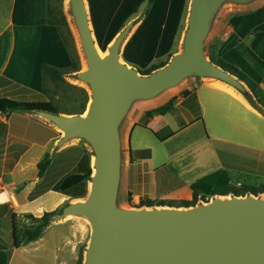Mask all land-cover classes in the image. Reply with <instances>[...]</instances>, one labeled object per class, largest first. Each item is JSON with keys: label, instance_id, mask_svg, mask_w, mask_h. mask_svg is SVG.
I'll return each instance as SVG.
<instances>
[{"label": "water", "instance_id": "95a60500", "mask_svg": "<svg viewBox=\"0 0 264 264\" xmlns=\"http://www.w3.org/2000/svg\"><path fill=\"white\" fill-rule=\"evenodd\" d=\"M260 1L190 0L180 50L164 66L141 74L121 58V48L139 17L124 25L103 54L86 0H66L84 60V69L71 76L87 85L90 98L81 114L37 109L29 113L61 133L54 151L82 141L92 153L86 196L64 204L49 220V225L69 217L87 221L90 235L82 264H264V196L217 195L188 207H124L119 202L124 128L139 105L189 81L208 80L232 88L261 110L247 85L214 63L206 49L227 6L246 8Z\"/></svg>", "mask_w": 264, "mask_h": 264}, {"label": "rangeland", "instance_id": "374dc122", "mask_svg": "<svg viewBox=\"0 0 264 264\" xmlns=\"http://www.w3.org/2000/svg\"><path fill=\"white\" fill-rule=\"evenodd\" d=\"M86 2L88 10H90V23L96 44L104 54L124 25L120 29L118 26L113 28V26L107 24L106 16H100V3L105 4L106 0L102 2L100 0H86ZM117 2L118 0H116ZM189 3L190 0H153L149 6L148 0H130L123 12L129 6H132L130 8L134 11L126 12L125 20L127 18L129 20L135 12L139 16L143 15V20L138 32L128 44L123 56L125 63L136 66L138 70H144L151 63L166 59L169 55L171 56L179 51L181 39L187 26ZM261 7H264V0L244 9L227 6L220 14L214 30L207 40L206 49L208 50V47L213 44L216 48V56L223 57L225 52L223 50H226V48L225 46L222 47L221 35L225 37L230 33L229 26L233 27L236 32H244L248 23L250 26L253 25L255 31H259V36L254 42L240 47V51H238V57H240L236 59L234 65L240 69L245 66L250 70H259V65L264 66V33L259 28V21L255 23L257 16L254 12ZM63 10L70 21L80 52L76 33L67 12L66 0L63 2ZM135 18H132V20ZM224 33L227 34L224 35ZM128 38L129 35L124 43L127 42ZM250 41L252 40L250 39ZM245 42H248V39ZM218 47L219 51H217ZM253 53L259 55L260 63L256 56H252ZM80 55V70H83L84 60L81 52ZM65 78L68 82L84 87L88 91L87 85L76 82L71 74ZM195 83L199 82L189 81L167 93L159 100L140 105L134 110L124 130L125 162L119 198L122 206L135 207L141 201L148 199L173 201L174 204H177L180 200L190 199L193 190L191 184L209 174L211 175L207 182L214 184L220 178L219 173H213L218 168L228 171V175L231 177L229 181L232 185L240 186L246 183L258 186L264 183V118H257L251 114L248 115V118L230 116V113L237 112L235 106L224 100L215 101L211 97L209 98L213 100L207 99L204 96V89L200 94L201 106L200 104L199 106L205 130L202 121L199 123L194 122V117L199 112L197 107L192 112H187L188 108L180 105L181 111L187 112L186 114L168 113L160 116L157 120L145 116L146 111L164 104L173 96H181L186 87L193 86ZM244 118L247 120H244ZM137 121L138 126L134 127L130 134L131 127ZM245 123H249L247 127H244ZM252 124H254L253 128ZM171 133H174V135L163 142L158 140L155 135L166 136ZM207 133L213 136L209 140H207ZM129 134L132 150L142 148L147 149L150 153V157L144 163L145 175L140 173L141 170L137 168L136 164L132 165L128 158L127 139ZM52 146V142L46 147L35 145L25 155L17 171L18 189L13 190L16 192L22 191V188L26 189L28 184L37 179V162L43 158L45 153H51L54 147ZM64 147L85 149L89 153L91 167L92 153L82 141H74ZM1 151L0 149V154ZM55 167L57 172L62 174L63 167L61 165ZM54 169H51L50 175L55 173ZM149 169L155 170V173ZM257 170L259 173H256ZM65 172L64 174H69L73 172V168ZM89 182L85 181L82 185L71 189L70 192L77 195L78 199L84 198L87 194L86 189ZM129 193L131 194L130 201L128 200ZM260 196H264V193ZM200 202H205V200H199L198 203ZM73 219L78 220L83 225L84 233L78 246V256L80 250H82L83 258L89 240L90 228L84 218L76 217ZM6 222L2 221L1 223L4 233L5 228L8 231L11 228L9 218ZM33 225L29 218L20 217L17 221L19 236L23 227Z\"/></svg>", "mask_w": 264, "mask_h": 264}, {"label": "crops", "instance_id": "0c3cea01", "mask_svg": "<svg viewBox=\"0 0 264 264\" xmlns=\"http://www.w3.org/2000/svg\"><path fill=\"white\" fill-rule=\"evenodd\" d=\"M102 1L105 0H100V2ZM129 2L130 0H118L117 3L116 0H106L105 4L100 3V16H106L108 21L107 24H110L113 28L118 26L120 29L122 25H126L128 21L132 20V18L139 17V20L129 33L127 42L124 43V46L121 48V58L123 61V56L125 55L128 44L138 32L143 20V15L139 16L136 12L129 20L128 18L125 20L126 12L134 11L130 8L132 6H129L123 12V9ZM47 10L48 0H0V97H10L15 99L30 98L33 95L38 94L42 89V64H49L59 68H66L71 65V58L60 32L55 26L47 24ZM257 21H259L260 24L259 28H261L262 33H264V22L258 17L255 20V23ZM242 22L244 23V21ZM228 28H230V33L228 35H226L227 33H224V35H226L225 37L221 35L220 41L222 47L225 46L226 48V50H223V52L225 51L223 58L234 64L236 59L240 57H238L240 47H243L244 44L254 42L259 36V31H255L253 25L250 26L248 23L244 32H236L231 26ZM246 39H248V42H245ZM250 39L252 41H250ZM217 51H219V47ZM252 56H256L260 63L259 55L253 53ZM258 67L259 70H250V68H246L245 66L242 69L249 77L258 83L256 92L259 96L264 97V66L259 65ZM198 82L199 83H195V85L184 89V92L189 93L187 96L183 95L184 92L181 96H173L176 97L175 108L170 113L176 112L179 114H186L187 112H192V110L197 107L199 108V112L195 115L194 122L199 123L202 121L203 123V118L200 115V94L202 89H204V96L207 99H210L209 97H211L215 101L224 100L230 105L235 106L237 112L230 113V116H244L248 118V115L251 114L257 118H264V108L260 104L261 110L252 107L233 89L216 81L200 80ZM180 105H184L188 108V111H181ZM21 115L35 118L53 127L43 119L31 115L29 112L21 113ZM160 116L163 115L155 114L151 117H146L151 118L152 120H157ZM246 118H244V120H247ZM248 124L249 123H245L244 127H247ZM9 126L10 122L7 118V114L5 112L0 113V149L2 150L0 154V195L2 194L5 197V199H0V249H8L12 247V229L10 228V231H8V229L5 228L4 233L3 228L1 227L2 221L6 222L8 218L12 224V213L17 215V220H19L20 217H23L24 214L33 215L32 220H35L41 217L44 212L54 211L62 207L64 204L78 199L77 195H73L70 192L71 189L67 192L54 190L55 185H57L66 174H62L59 177L54 176L55 178L52 179L49 177V172L54 164H56V159L60 154L74 148L62 147L54 151L56 142L60 138L61 133L53 127L60 133V136L48 140L45 144H40L35 140H25V138H23L24 136L10 133ZM136 126H138V121L131 127L130 134ZM203 127L205 130L204 123ZM253 127L254 124H252V128ZM130 134L127 139V147L128 149H131V154L136 150H141L143 152V157L141 159H136L135 162H130L132 165L136 164L137 168L140 167V170L142 171L141 173L145 175L146 169L144 168V163L146 159L150 157V153L147 149L142 148L132 150L130 146ZM155 135L158 140L163 142L172 137L174 133L166 136ZM15 137L20 142L29 141L30 144L20 155L13 168L6 172L4 171L6 154L8 152V147L14 144L12 138ZM210 137L212 138L213 136L207 133V140H209ZM51 142L54 146H52L53 149L51 153H49L51 155V164L48 166L43 176L40 177L38 175L39 160L37 162V179L31 184H28L26 189L22 188V191L16 192L13 190L18 189L19 182L16 180L17 171L25 155L35 145L46 147ZM131 154L129 155L128 153L129 160ZM58 164H63V161H58ZM149 170L152 172L155 171L152 169ZM74 171H76V168H73V172ZM256 173H259V171L257 170ZM83 183L84 182L80 185ZM88 189L89 184L86 189L87 192ZM73 218L76 217H69L60 222L48 225L36 239L23 240L20 246L13 249L8 264H74L78 258V246L82 241L84 232L83 225ZM32 220L30 219V222Z\"/></svg>", "mask_w": 264, "mask_h": 264}, {"label": "trees", "instance_id": "16d2710c", "mask_svg": "<svg viewBox=\"0 0 264 264\" xmlns=\"http://www.w3.org/2000/svg\"><path fill=\"white\" fill-rule=\"evenodd\" d=\"M63 2L64 0H48L47 24L55 26L60 32V35L62 36L70 55L71 65L66 68H59L49 64H42V89L38 94H35L30 98L15 99L10 97H0V113L5 112L7 114V118L10 122V133L24 136L23 138H25V140H35L40 144H45L52 138H58L60 133L57 132L53 127L35 118L25 117L21 115V113H27L37 109L69 115L81 114L85 111L86 105L90 98L88 91L84 87L72 84L65 78L67 75L77 72L81 69V55L77 47L73 30L70 26V21L63 10ZM152 2L153 0H148V5L150 6ZM254 14L264 22V7L255 10ZM207 55L214 63L242 80L253 93L259 104L264 108V97H261L257 94L256 90L258 83L255 80L249 77L242 69L230 63L223 57H217L215 45L211 44L208 47ZM169 58L170 55L166 59H161L157 62L151 63L146 69L139 70V72L141 74H150L152 71L164 66ZM188 94L189 93L187 92L183 93L184 96H187ZM175 102L176 97H173L166 103L146 111L145 114L148 117H151L155 114L165 115L174 110ZM15 138H12L14 144L8 147V152L6 154L4 162V171L6 172L13 168L20 155L28 148L30 144L29 141L20 142L17 140V138ZM142 157L143 152L141 150H136L131 154L130 161L135 162L136 159H141ZM58 161H63V164H58ZM50 164L51 155L46 153L44 157L38 162V175L40 177L43 176ZM57 165H61L63 167L62 174L66 173L65 171L72 168H76V171L66 174L59 181V183L55 185L54 190L67 192L68 190L80 185L82 182L90 180L92 168L90 167L89 153L83 148L74 147L60 154V156L56 159V164L53 166V168H55V173L50 175L51 170L49 172V177L51 179L57 177V175L60 174L57 172V168L55 167ZM138 168L140 170V167ZM213 173L220 174V178L214 184L207 182L211 174L191 184L193 190L190 199L180 200L177 202V204H174L173 201H155L148 199L141 201L135 207H188L197 204L199 200H205L206 202L209 200V198L215 197L217 195H246L248 193L260 195L264 193V183L258 186L246 183L236 186L230 183L229 180L231 177L228 175V171L224 169H218ZM130 196L131 194L129 193V201L131 200ZM57 210L58 209L50 212H44L41 217L35 220H32L33 215L24 214L23 217L31 219V222L34 225L31 227H23L21 229L20 236L17 229V215L12 213V247L8 249H0V264L9 263L13 249L20 246L23 240H33L38 238L44 229L49 225V220L52 214ZM82 252L83 251L80 250V254L74 264H82Z\"/></svg>", "mask_w": 264, "mask_h": 264}, {"label": "bare ground", "instance_id": "6f19581e", "mask_svg": "<svg viewBox=\"0 0 264 264\" xmlns=\"http://www.w3.org/2000/svg\"><path fill=\"white\" fill-rule=\"evenodd\" d=\"M232 89V88H231ZM0 199H5V197L1 194L0 195Z\"/></svg>", "mask_w": 264, "mask_h": 264}, {"label": "built area", "instance_id": "2783aa9c", "mask_svg": "<svg viewBox=\"0 0 264 264\" xmlns=\"http://www.w3.org/2000/svg\"><path fill=\"white\" fill-rule=\"evenodd\" d=\"M0 183H1V180H0ZM0 189H1V187H0Z\"/></svg>", "mask_w": 264, "mask_h": 264}]
</instances>
